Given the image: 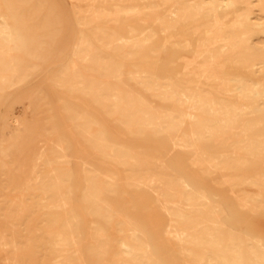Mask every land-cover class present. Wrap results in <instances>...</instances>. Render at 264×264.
Returning a JSON list of instances; mask_svg holds the SVG:
<instances>
[{"label": "rangeland", "instance_id": "obj_1", "mask_svg": "<svg viewBox=\"0 0 264 264\" xmlns=\"http://www.w3.org/2000/svg\"><path fill=\"white\" fill-rule=\"evenodd\" d=\"M256 106L250 129L234 128V112ZM176 178L219 210L192 197L204 236L221 220L264 246V0H0V264H112L105 240L114 254L135 245L121 217L160 264H187L158 204L176 206Z\"/></svg>", "mask_w": 264, "mask_h": 264}, {"label": "bare ground", "instance_id": "obj_2", "mask_svg": "<svg viewBox=\"0 0 264 264\" xmlns=\"http://www.w3.org/2000/svg\"><path fill=\"white\" fill-rule=\"evenodd\" d=\"M216 19L219 20V14L216 15ZM243 80L238 79L236 81V92L238 94H245L247 92V94L250 95L251 92L247 89L248 85ZM190 103L191 102L189 101V106L181 110V115L185 124H189L195 115V109L190 106ZM258 113H260V108L257 106L252 107L251 109L245 108L243 110H236L234 112V124H236L234 128L242 127L244 132L246 130L248 131L250 129V126L246 122L247 115H255ZM200 118H202L201 115ZM188 133L189 135H192L190 134V131ZM174 141L176 146L178 147L186 146V144L181 140ZM225 151H228V148H226ZM37 159L38 156L33 153H30L25 156V164L23 165L22 169H20L21 177L18 183V188L23 193H25L29 188H31V184L35 181L34 175L38 165ZM162 167H164L166 170H169V167L165 162L162 163ZM176 180L180 184L178 190L175 192L178 199L176 206L171 207L170 204H168L167 202H164L160 205V200H158V204L162 213L165 215L166 219L169 222L168 225L170 226L169 230L166 231L165 236L171 242L173 249L177 250L180 247L181 254H185L187 264H197V258L200 259L202 263H205L206 260L204 258V251L207 248H209L212 252L211 257L208 260L211 264H259L260 262L264 263V246L260 244V241L258 240L257 242H255L254 249H250L249 246L243 244V242H240V238L234 237L232 233L228 232L226 230L228 229V226L221 220L217 222L212 221V226H209L207 228L208 234L205 236L200 231H198V228L202 224L209 223V221L205 219V215L202 214L201 210L197 209V206L193 203L194 199H192V197L200 195V197L204 199L203 208L211 209V211L209 212L212 215L211 217H215L216 215H218L219 210L215 208V206H213L214 202L211 201L205 194H197L192 191L190 192L188 191V189H190L189 186L185 184L184 181H181L177 178ZM168 191H174V189L169 188ZM185 193L188 194L187 198H184ZM64 197V190L63 188H61L58 199L62 201L64 200ZM158 197L162 198V195L158 194ZM183 199H185L190 204L188 206L183 205ZM142 200L146 203L147 201H149L148 199L146 200V198H142ZM153 216L155 217L156 215ZM187 217H189V219L191 220H194V224L192 227L184 226L183 222ZM121 218L124 219V233H126L127 235L130 234L132 236V238L129 239L127 237L128 241H134L135 245L132 247L129 243L125 242L123 244V248H125V251H122V253L120 254H114V252L109 249V241L105 240V243L103 245V248L106 251L105 260L107 259V261H109L108 259L110 258L112 260V264H160L158 259L153 258V246L150 241L146 239L147 233L144 232V230L138 224H133L132 222H130L127 217ZM155 219L157 220V222L159 221V218L157 216L155 217ZM191 230H193V232H190ZM57 234L59 237L58 246L60 247V251L66 254L71 247L66 242V239L64 238L63 234ZM102 237L104 238V234L102 235ZM244 237L246 236L244 235ZM172 240H174V242H172ZM250 240V238H246L245 242L249 243ZM222 242H225L226 245L222 247L223 249H219L222 246ZM186 254L188 255V257H186ZM54 262L55 264H62L63 260L61 255L55 257Z\"/></svg>", "mask_w": 264, "mask_h": 264}]
</instances>
